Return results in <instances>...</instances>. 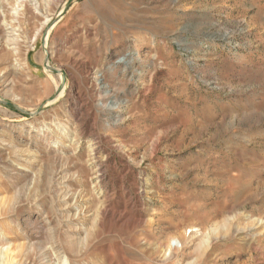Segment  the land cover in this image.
Returning <instances> with one entry per match:
<instances>
[{"label": "rangeland", "instance_id": "374dc122", "mask_svg": "<svg viewBox=\"0 0 264 264\" xmlns=\"http://www.w3.org/2000/svg\"><path fill=\"white\" fill-rule=\"evenodd\" d=\"M0 99L5 264H264V0H0Z\"/></svg>", "mask_w": 264, "mask_h": 264}, {"label": "water", "instance_id": "95a60500", "mask_svg": "<svg viewBox=\"0 0 264 264\" xmlns=\"http://www.w3.org/2000/svg\"><path fill=\"white\" fill-rule=\"evenodd\" d=\"M45 54L46 55H45L44 59L46 60L47 59V53H45ZM45 66L47 68H49L50 70H52V71H56V69H54V68H52V67H50L48 65H45ZM61 75H62V73H61ZM62 77H63V75H62ZM0 104L8 105L9 107H11L13 109H18V107L14 103H12L11 101H8L6 99H0Z\"/></svg>", "mask_w": 264, "mask_h": 264}, {"label": "bare ground", "instance_id": "6f19581e", "mask_svg": "<svg viewBox=\"0 0 264 264\" xmlns=\"http://www.w3.org/2000/svg\"><path fill=\"white\" fill-rule=\"evenodd\" d=\"M58 78H59V83L62 81V75L61 73L59 72L58 73ZM63 83V82H62ZM62 135L59 136V138L63 137V136H66L68 134L67 130H63L60 132ZM3 249V248H2ZM6 263V260L5 258L2 257L1 253H0V264H5ZM15 264V263H14Z\"/></svg>", "mask_w": 264, "mask_h": 264}]
</instances>
